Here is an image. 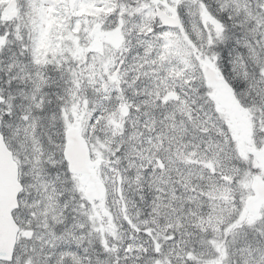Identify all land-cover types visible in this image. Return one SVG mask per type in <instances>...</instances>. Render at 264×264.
<instances>
[{"label": "snow or ice", "instance_id": "obj_1", "mask_svg": "<svg viewBox=\"0 0 264 264\" xmlns=\"http://www.w3.org/2000/svg\"><path fill=\"white\" fill-rule=\"evenodd\" d=\"M0 264H264V0H0Z\"/></svg>", "mask_w": 264, "mask_h": 264}]
</instances>
